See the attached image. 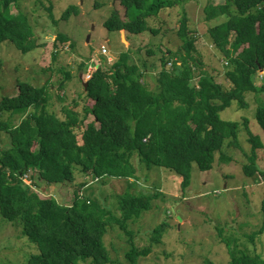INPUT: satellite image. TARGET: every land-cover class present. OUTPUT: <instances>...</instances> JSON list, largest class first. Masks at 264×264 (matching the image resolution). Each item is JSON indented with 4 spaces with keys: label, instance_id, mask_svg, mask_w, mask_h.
<instances>
[{
    "label": "trees",
    "instance_id": "obj_1",
    "mask_svg": "<svg viewBox=\"0 0 264 264\" xmlns=\"http://www.w3.org/2000/svg\"><path fill=\"white\" fill-rule=\"evenodd\" d=\"M178 1L116 0L103 26L111 33L124 31L137 55L138 46L132 39L145 33L156 37L158 14L184 4ZM228 2L229 6L226 3L219 8H204L206 21L226 15L224 21L207 30L212 46L227 64L225 83L200 72V61L191 55L195 41L189 37L193 29L187 25L184 10L174 30L182 53L162 52L161 45L154 48L161 55L157 73L147 77V63L128 52L117 55L109 67L97 58L95 70L90 73L88 68L87 80L82 83V101L86 102L81 116L68 110L64 117L50 112L48 83L36 87L18 81L17 95L0 100V135L7 139L0 147V218L19 227L22 236L35 247L34 254L17 264L112 263L103 243L107 228L118 224L123 229L128 221H137L152 209L158 194H122L119 219L98 201L83 196L89 180L117 179L131 184L139 171L136 162L145 170L158 168L179 176L184 192L193 165L201 172L210 171L216 155L224 156L226 144L239 148L240 124L223 121L219 114L232 102L247 108L246 93L264 94V83L255 84V75L264 71V0ZM17 4L18 0H0V43L10 42L21 53H28L35 48L31 40L34 32L24 14L11 13V7ZM77 11L76 6H70L62 19L67 20ZM49 16L53 20L51 13ZM69 40L63 34L56 38L58 44ZM156 53L150 50L145 55ZM167 55L176 61H168ZM65 76L67 81L71 78L66 72ZM255 118L264 133L262 101ZM242 125L251 145L250 164L244 167V173L248 177L264 176V169L255 163L256 151L263 144L251 134L247 119ZM50 187L69 189L70 206L48 195ZM261 211L263 223L248 236L249 242L264 231V200ZM163 226L166 224L153 231L152 241L159 242ZM224 242L228 264H264L260 256ZM148 253L149 247L138 250L132 245L126 258L136 264Z\"/></svg>",
    "mask_w": 264,
    "mask_h": 264
},
{
    "label": "rangeland",
    "instance_id": "obj_2",
    "mask_svg": "<svg viewBox=\"0 0 264 264\" xmlns=\"http://www.w3.org/2000/svg\"><path fill=\"white\" fill-rule=\"evenodd\" d=\"M115 1L18 0V4L11 7V13H22L27 17L33 28L31 40L35 48L28 53H21L10 42L0 43V100L17 95L18 81L30 82L36 87L48 83L50 112L64 117L65 110H68L81 116L86 102L82 101V83L87 80L88 68L91 69L90 73L95 70L97 58L99 61L104 60L100 63L109 67L117 55L128 52L139 62L140 58L142 61L147 60L150 70L157 73L161 58L156 53L157 46L161 45L162 52L182 53L181 42L174 30L184 10L187 13V25L193 29L189 37L195 41V50L191 55H196L200 61V72L212 74L218 83L226 82L223 74L227 64L207 35V30L224 21L226 15L206 21L204 8L208 5L219 8L226 3L229 6L231 3L228 0H179L184 1V4L180 2L158 14L160 25L155 23L158 28L156 37L145 33L132 39L138 46L137 55L133 54V50H136L126 41L124 31L111 33L103 26L114 11ZM70 6H76L78 11L63 20L62 15ZM54 20L57 21L55 24ZM59 34L68 36L69 42L58 44L56 38ZM150 50L156 54L147 57L145 53ZM107 56H111V59H107ZM170 57L167 55V60L174 63L176 60ZM92 58L94 63L91 62ZM82 64L84 67L80 68ZM151 66L155 67L151 69ZM65 72L71 75L68 81ZM261 75H264L262 71L255 75V84L264 83V76ZM244 97L247 108H239L236 102H232L219 114L223 121L240 124L239 148L226 144L224 156L216 155L210 171L201 172L193 165L190 184L184 192L179 176L158 168L145 170L143 165L138 166L136 162L134 165L139 171L133 181L129 180L131 184L117 179L88 181L82 190L83 196L98 201L105 211H110L119 219L122 218L119 210V196L122 197V194H158L152 202V209L142 213L137 221H128L123 229L118 224L107 228L103 243L112 260L109 264H131L126 254L132 245L138 250L149 247L148 255L140 257L136 264H228L224 240L264 259V231L253 243L248 240V236L263 223L261 203L264 200V176L248 177L244 173V167L250 164L248 157L251 145L242 125L243 120L247 119L251 134L258 136L263 144V148L256 151L255 161L258 168L263 170L264 133L256 121L255 113L260 101L264 103V94L246 93ZM7 115L1 119L4 120ZM6 143L7 139L0 135V147ZM78 190L81 191V188ZM70 193L66 188L47 189L48 195L65 206H70ZM162 224L166 226H163L159 242L152 241L153 231ZM30 245L19 227L4 223L0 218V264L25 262L28 256L35 253V247ZM83 264L92 263L86 261Z\"/></svg>",
    "mask_w": 264,
    "mask_h": 264
},
{
    "label": "crops",
    "instance_id": "obj_3",
    "mask_svg": "<svg viewBox=\"0 0 264 264\" xmlns=\"http://www.w3.org/2000/svg\"><path fill=\"white\" fill-rule=\"evenodd\" d=\"M144 61V60H143ZM150 66V64H148ZM155 74V72H152L151 70H149L147 73H146V76L148 77L149 74Z\"/></svg>",
    "mask_w": 264,
    "mask_h": 264
},
{
    "label": "clouds",
    "instance_id": "obj_4",
    "mask_svg": "<svg viewBox=\"0 0 264 264\" xmlns=\"http://www.w3.org/2000/svg\"><path fill=\"white\" fill-rule=\"evenodd\" d=\"M107 58H108V56H107ZM146 63H147V60L145 61ZM263 73H264V71H262ZM151 74V73H150ZM262 77L264 76V75H261ZM259 180L262 182V178L260 177L259 178ZM92 185V184H91Z\"/></svg>",
    "mask_w": 264,
    "mask_h": 264
},
{
    "label": "built area",
    "instance_id": "obj_5",
    "mask_svg": "<svg viewBox=\"0 0 264 264\" xmlns=\"http://www.w3.org/2000/svg\"><path fill=\"white\" fill-rule=\"evenodd\" d=\"M103 53H105V51L103 50Z\"/></svg>",
    "mask_w": 264,
    "mask_h": 264
},
{
    "label": "bare ground",
    "instance_id": "obj_6",
    "mask_svg": "<svg viewBox=\"0 0 264 264\" xmlns=\"http://www.w3.org/2000/svg\"><path fill=\"white\" fill-rule=\"evenodd\" d=\"M183 8V7H182ZM195 50V49H194ZM172 67V66H171ZM162 69V68H161Z\"/></svg>",
    "mask_w": 264,
    "mask_h": 264
},
{
    "label": "water",
    "instance_id": "obj_7",
    "mask_svg": "<svg viewBox=\"0 0 264 264\" xmlns=\"http://www.w3.org/2000/svg\"><path fill=\"white\" fill-rule=\"evenodd\" d=\"M180 219V218H179Z\"/></svg>",
    "mask_w": 264,
    "mask_h": 264
}]
</instances>
